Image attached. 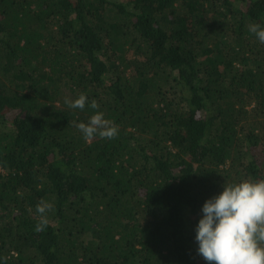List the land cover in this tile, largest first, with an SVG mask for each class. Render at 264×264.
Wrapping results in <instances>:
<instances>
[{
	"label": "trees",
	"instance_id": "16d2710c",
	"mask_svg": "<svg viewBox=\"0 0 264 264\" xmlns=\"http://www.w3.org/2000/svg\"><path fill=\"white\" fill-rule=\"evenodd\" d=\"M253 23L264 0H0L4 264H214L203 204L264 180ZM81 93L99 108L64 103ZM95 111L115 138L84 139Z\"/></svg>",
	"mask_w": 264,
	"mask_h": 264
},
{
	"label": "clouds",
	"instance_id": "9594fccd",
	"mask_svg": "<svg viewBox=\"0 0 264 264\" xmlns=\"http://www.w3.org/2000/svg\"><path fill=\"white\" fill-rule=\"evenodd\" d=\"M248 29L264 43V25L253 23ZM69 108L98 109L95 99L89 101L85 93L77 98L66 97ZM76 127L85 140L93 138L112 139L118 135L119 126L106 119L102 111H95L88 122H79ZM53 209V204L41 201L36 210L41 220L35 230L42 231L48 220L44 215ZM198 253L214 264H264V180H242L225 184L223 191L202 206V216L195 228ZM0 264H4L0 258Z\"/></svg>",
	"mask_w": 264,
	"mask_h": 264
}]
</instances>
